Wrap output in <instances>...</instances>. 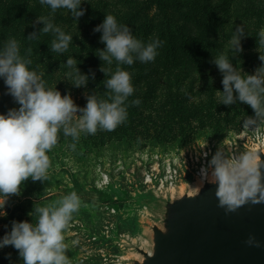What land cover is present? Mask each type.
<instances>
[{
  "label": "rangeland",
  "instance_id": "obj_1",
  "mask_svg": "<svg viewBox=\"0 0 264 264\" xmlns=\"http://www.w3.org/2000/svg\"><path fill=\"white\" fill-rule=\"evenodd\" d=\"M120 1L108 0L110 4L119 2L108 11L125 15L138 12L137 35L133 33L138 39L141 34H150L148 41L162 35L175 42V55L168 64L154 67L156 72L148 78L149 89L144 91L147 98L154 92L161 94V112L167 115H160V119L171 138L162 145L107 146L97 156L86 154L82 145L74 157L64 151L65 147L60 149V142L54 147L48 181L33 182L31 194L19 198L21 202L26 198L44 200L48 205L72 191L78 193L82 206L65 232L71 264H127L130 258H138L129 244L149 249L148 227L156 215L155 197L195 190L201 180L200 169L220 148L233 154L252 152L259 145L264 148V129L251 132L242 128L243 119L254 116L248 105L218 104L223 74L213 62L226 54L234 67L247 74L260 66L258 57L264 48L259 46L257 33L264 30V0H162L161 9L147 7L145 0H127L130 4ZM238 27L245 33L241 37L242 53L229 48ZM177 33L189 41L175 40ZM165 47L163 40L159 50L166 55ZM181 56H185L186 64ZM175 64L181 74L171 73ZM184 69L192 73L188 75ZM44 70L49 85V66ZM159 70L167 74L157 73ZM71 96L78 104L79 95ZM171 104H176V109L165 107ZM185 107L192 108L189 117ZM147 115L156 116L154 112ZM151 122L155 123L154 119ZM187 126L195 133L185 137L188 132L179 130ZM11 204L7 200L4 211Z\"/></svg>",
  "mask_w": 264,
  "mask_h": 264
},
{
  "label": "clouds",
  "instance_id": "obj_2",
  "mask_svg": "<svg viewBox=\"0 0 264 264\" xmlns=\"http://www.w3.org/2000/svg\"><path fill=\"white\" fill-rule=\"evenodd\" d=\"M83 2L39 0L52 13L65 9L77 21L86 13L81 8ZM38 21L44 23L42 33H55L51 50L54 53L67 52L72 36L44 16L39 17ZM93 31L102 33L100 41L105 45L104 50L98 51V56L109 66L107 69L100 68L107 77L103 81L107 96L98 98L97 95L85 93L84 107L77 105L70 93L62 95L55 87L48 85L44 74L32 66L33 61L21 55V44L17 39L9 38L0 48V79L5 85V94L10 95L18 105L7 113H0V217L7 216L4 206L9 196L21 195L26 181H48L51 167L49 153L58 144L61 134L76 142L81 134L95 135L98 130L113 131L126 122L128 107L141 103L139 99L129 102L135 88L132 74L122 66L130 67L136 61L144 64L154 62L162 41L155 38L146 43L138 39L127 24L118 23L111 14L106 15L103 23ZM244 35L243 27H238L232 34L229 48L234 53H242L241 37ZM257 35L260 48H264V30ZM34 38L35 33L28 37L29 40ZM28 53H31V49H28ZM258 59L261 64L252 74L243 72L239 66L234 67L226 54L218 55L213 61L223 74V91L217 92L220 96L218 104L248 105L254 116L244 118L242 128L246 131L252 129L251 132L264 129V53L261 52ZM76 65L75 59L67 60L66 67L70 69L67 75L74 87H86L89 77L82 74ZM92 77L95 78L94 73ZM71 147L75 148V143ZM262 168L264 161L258 153L233 154L220 148L212 155L207 166L200 169L201 183L207 181L215 184L218 206L226 214L235 213L246 204L264 203ZM81 206V198L75 191L43 207L36 204L34 211L29 213L31 222L12 221L10 230L0 237V250L11 246L18 252L22 264H71L65 232ZM246 243L260 247V242L254 236H249ZM10 257L11 254H7L6 258Z\"/></svg>",
  "mask_w": 264,
  "mask_h": 264
},
{
  "label": "trees",
  "instance_id": "obj_3",
  "mask_svg": "<svg viewBox=\"0 0 264 264\" xmlns=\"http://www.w3.org/2000/svg\"><path fill=\"white\" fill-rule=\"evenodd\" d=\"M107 1L108 0H84L81 4V8L85 9L86 13L77 21V19L65 9H60L52 13L51 9L46 5H41L39 0H0V48L4 46L9 38L17 39L21 44V55L30 58L33 61L32 66L38 72L43 73L42 71L44 68L49 66V86L55 87L62 95L66 93L79 95L77 105L80 107L86 105L85 93L97 95L98 98H106L107 89L103 81H105L107 77L100 71V68L105 67L107 69L109 66L106 62L101 61L98 56V51L104 50L105 48V45L100 41L102 33L95 32L93 29L97 25L103 23L106 15L111 14L117 18L118 23L127 24L132 33L137 35L136 31L138 28L135 27V22L139 16L138 12L133 15L113 14L108 11V8L111 6L115 7L119 2L110 4ZM120 2L123 4L131 3L127 2V0H121ZM143 4L147 5V7L156 5L159 9L163 7L162 0H145ZM41 16L46 17L55 26H59L72 36V41L67 52L54 53L51 50V42L55 39V33H42L41 30L44 27V23L38 21V18ZM33 33H35V38L29 40L28 37ZM139 37L144 42H149L147 39L151 37V35L141 34ZM155 37L159 38L161 41L165 40L166 55L158 49V55L154 62L144 64L136 61V63L130 67L127 65L122 66L132 74V82L135 88V92L133 96L129 98V102L134 99H139L141 101L138 106L128 107V118L126 122L113 131L98 130L95 135L81 134L80 139L76 142H73L71 137L65 138L61 134L59 138L61 150L65 147L64 151H68L69 154L72 153L74 157L75 152L79 151V146L82 145L87 151L86 154H95L97 156L103 153L107 146L117 147L124 145L128 147L132 145L142 147V144L146 142L162 145L165 140L169 141L171 137L168 136L165 130L164 121L160 119V115H167L163 111L161 112L163 108L162 103H159L161 101V94L154 92L151 98H147V94L144 91L149 89L150 80L148 78L150 74L156 72L154 67L159 68V63L162 65L168 64L170 58L175 55V42L171 38L166 40L162 35ZM175 40L183 41L184 44L189 41L183 38L182 33H177ZM28 49H31L30 54L28 53ZM69 58L75 59L77 61L76 66L79 68L80 72L89 77L86 87L76 88L71 83L67 75L70 69L66 67ZM180 60L183 64L187 63L185 56H181ZM178 68L179 65L175 64L173 69H171V73L175 75L181 74L178 72ZM181 68L183 69V67ZM112 70H115V64L112 66ZM184 70L187 71L186 69ZM93 73L95 74L94 79L92 77ZM157 73L167 74L162 70H159ZM186 73L189 75L192 72L188 70ZM188 75L186 74V76ZM5 93V85L3 80L0 79V113H7L9 109L15 108L16 105L13 98ZM176 106V104H171L169 106L165 105V107L174 109H176ZM185 111L186 116L189 117L192 108L185 107ZM149 112H154L157 117L146 116V113ZM237 113L234 111L233 115L236 116ZM172 116L175 115L172 114ZM153 119L156 124L151 122ZM179 131L183 134L188 132L185 137L195 133L191 126H187L185 130L181 128ZM73 143H75V148L71 147ZM53 153H55L54 150L49 153V156H53ZM32 183L33 181L31 179L24 183L21 195L9 196L8 200H10L13 205L11 204V207L6 210V217H0V237H3L6 230H10L13 220H28L31 222L32 217L29 213L34 211L36 204L37 207L46 205V201L44 200H31L30 198H26L24 202H21L20 198L31 194ZM5 225L8 226L7 229ZM7 254H11L10 259L6 258ZM14 263H22V260L18 256V252L14 248L7 246L3 250H0V264Z\"/></svg>",
  "mask_w": 264,
  "mask_h": 264
},
{
  "label": "water",
  "instance_id": "obj_4",
  "mask_svg": "<svg viewBox=\"0 0 264 264\" xmlns=\"http://www.w3.org/2000/svg\"><path fill=\"white\" fill-rule=\"evenodd\" d=\"M252 152L264 161L261 145ZM215 189V184L200 180L195 190L155 197L149 249L129 244L138 258L127 264H264V203L226 214ZM249 236L260 247L249 246Z\"/></svg>",
  "mask_w": 264,
  "mask_h": 264
},
{
  "label": "bare ground",
  "instance_id": "obj_5",
  "mask_svg": "<svg viewBox=\"0 0 264 264\" xmlns=\"http://www.w3.org/2000/svg\"><path fill=\"white\" fill-rule=\"evenodd\" d=\"M173 171V170H172Z\"/></svg>",
  "mask_w": 264,
  "mask_h": 264
}]
</instances>
